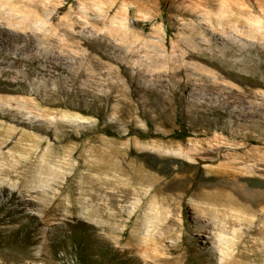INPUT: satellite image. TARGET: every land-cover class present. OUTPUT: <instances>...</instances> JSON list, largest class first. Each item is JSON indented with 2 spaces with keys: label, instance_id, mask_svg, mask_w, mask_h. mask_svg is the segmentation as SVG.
Instances as JSON below:
<instances>
[{
  "label": "rangeland",
  "instance_id": "obj_1",
  "mask_svg": "<svg viewBox=\"0 0 264 264\" xmlns=\"http://www.w3.org/2000/svg\"><path fill=\"white\" fill-rule=\"evenodd\" d=\"M0 264H264V0H0Z\"/></svg>",
  "mask_w": 264,
  "mask_h": 264
},
{
  "label": "trees",
  "instance_id": "obj_2",
  "mask_svg": "<svg viewBox=\"0 0 264 264\" xmlns=\"http://www.w3.org/2000/svg\"><path fill=\"white\" fill-rule=\"evenodd\" d=\"M179 125L181 127V130H179V131L175 132L174 134H172L170 136V138H172L173 140H176V141H183L184 139H186L188 137V135L185 132L186 126H185V124L182 123L181 119L179 120ZM104 134L106 136H108V137H118V135H116L114 132H112L110 130H105Z\"/></svg>",
  "mask_w": 264,
  "mask_h": 264
},
{
  "label": "bare ground",
  "instance_id": "obj_3",
  "mask_svg": "<svg viewBox=\"0 0 264 264\" xmlns=\"http://www.w3.org/2000/svg\"><path fill=\"white\" fill-rule=\"evenodd\" d=\"M233 26V25H232ZM207 87V86H206ZM246 98V97H245Z\"/></svg>",
  "mask_w": 264,
  "mask_h": 264
}]
</instances>
